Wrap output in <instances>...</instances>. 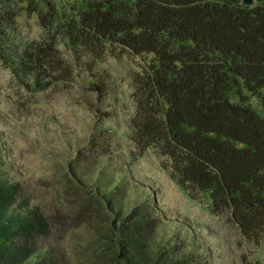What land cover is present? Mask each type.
<instances>
[{
	"label": "trees",
	"instance_id": "1",
	"mask_svg": "<svg viewBox=\"0 0 264 264\" xmlns=\"http://www.w3.org/2000/svg\"><path fill=\"white\" fill-rule=\"evenodd\" d=\"M41 2L44 9L38 0L25 6L0 0V58L13 75L35 90L68 81L72 67L59 47L65 43L101 96L107 81L96 67L115 44L151 54L131 83L133 156L155 148L161 167L192 199L207 192L212 213L229 212L247 239L263 240L264 117L241 90L264 92V0H84L65 10L55 0ZM23 10L37 14L42 35L22 37ZM233 86L238 101L229 98ZM111 148V137L97 135L88 145L96 157ZM6 168L0 157V264H212L152 197L123 203L117 199L123 191L101 173L88 191L71 169V203L52 216L28 205L21 183L3 174ZM78 220L76 229L93 236L83 255L66 257L50 244L33 259L22 256V233L46 235Z\"/></svg>",
	"mask_w": 264,
	"mask_h": 264
},
{
	"label": "rangeland",
	"instance_id": "2",
	"mask_svg": "<svg viewBox=\"0 0 264 264\" xmlns=\"http://www.w3.org/2000/svg\"><path fill=\"white\" fill-rule=\"evenodd\" d=\"M17 1L25 6L28 0ZM38 1V7L44 9L41 0ZM55 1L61 10L71 8L72 4L64 0ZM19 22L24 39L44 33L36 13L27 14L23 10ZM59 47L62 55L69 57L72 74L68 81L45 90L27 87L0 58V157L7 166L3 174L21 183L28 205L41 206L52 216L55 212L56 215L67 212L71 200L66 199V193L74 179L71 169L83 178L84 185L77 183L88 191L94 185L93 179L101 173L105 181L110 180L123 191L117 195L123 203L138 196L152 197L160 213L178 231L196 238L212 264H264V238L257 243L249 240L229 212L212 213L207 192H199L192 199L161 167L163 159L155 148L133 156L136 146L131 139L134 114L131 83L152 55L134 54L115 44L96 67L107 81V89L100 96L89 88V74L82 62L74 61L70 46L64 43ZM241 91L252 108L264 117V92L253 95ZM229 98L238 101L235 86ZM93 135L112 138L110 154L104 157L90 154L88 145ZM81 223L82 220L71 221L59 230L52 228L46 235L22 233L17 237L22 256L30 259L37 248L50 244L66 257L83 255L84 244L93 236L76 229Z\"/></svg>",
	"mask_w": 264,
	"mask_h": 264
},
{
	"label": "built area",
	"instance_id": "3",
	"mask_svg": "<svg viewBox=\"0 0 264 264\" xmlns=\"http://www.w3.org/2000/svg\"><path fill=\"white\" fill-rule=\"evenodd\" d=\"M66 3L68 4H74V3H79V2H82L84 0H64Z\"/></svg>",
	"mask_w": 264,
	"mask_h": 264
},
{
	"label": "water",
	"instance_id": "4",
	"mask_svg": "<svg viewBox=\"0 0 264 264\" xmlns=\"http://www.w3.org/2000/svg\"><path fill=\"white\" fill-rule=\"evenodd\" d=\"M261 0H255V2H259ZM254 1L253 0H243V3L245 4H252Z\"/></svg>",
	"mask_w": 264,
	"mask_h": 264
}]
</instances>
